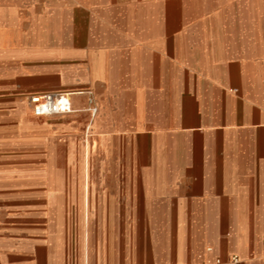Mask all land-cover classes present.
<instances>
[{
  "label": "crops",
  "instance_id": "crops-1",
  "mask_svg": "<svg viewBox=\"0 0 264 264\" xmlns=\"http://www.w3.org/2000/svg\"><path fill=\"white\" fill-rule=\"evenodd\" d=\"M0 77L42 225L0 264H264V0H0Z\"/></svg>",
  "mask_w": 264,
  "mask_h": 264
},
{
  "label": "rangeland",
  "instance_id": "rangeland-1",
  "mask_svg": "<svg viewBox=\"0 0 264 264\" xmlns=\"http://www.w3.org/2000/svg\"><path fill=\"white\" fill-rule=\"evenodd\" d=\"M54 22V26L58 23V18L47 19ZM65 21L69 19L64 18ZM65 34L71 33L72 28L62 29ZM60 30L55 27L42 29L37 36L41 38L55 39ZM6 83L0 77V92L6 87ZM16 98L25 103L18 110L21 113L28 112L32 115L31 108L28 104L27 93H16ZM13 108L0 109V133L2 136L8 134L9 127L12 128V123L6 122V116H11ZM14 130V129H13ZM2 138V137H1ZM81 147L77 148L73 158L74 163H82ZM18 147H10L5 144L3 140L0 142V232H39L42 228L40 222H34L31 225L25 223V217L31 213V205L24 199L25 192L27 191V182L32 175L31 165L38 163L34 157L23 149ZM89 163V160H88ZM78 222L68 221L66 227L69 232L74 229ZM81 222L80 224H82ZM86 227H89V222H86Z\"/></svg>",
  "mask_w": 264,
  "mask_h": 264
},
{
  "label": "built area",
  "instance_id": "built-area-1",
  "mask_svg": "<svg viewBox=\"0 0 264 264\" xmlns=\"http://www.w3.org/2000/svg\"><path fill=\"white\" fill-rule=\"evenodd\" d=\"M28 104L32 115L35 117H50L72 112L69 95L64 93L32 95L28 98ZM93 112H95V109H93ZM213 264H242V262L237 256L233 255L228 262L216 259Z\"/></svg>",
  "mask_w": 264,
  "mask_h": 264
}]
</instances>
